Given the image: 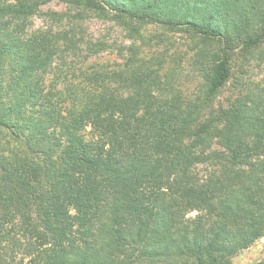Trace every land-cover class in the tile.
I'll list each match as a JSON object with an SVG mask.
<instances>
[{
  "label": "trees",
  "instance_id": "1",
  "mask_svg": "<svg viewBox=\"0 0 264 264\" xmlns=\"http://www.w3.org/2000/svg\"><path fill=\"white\" fill-rule=\"evenodd\" d=\"M52 1L128 29L124 61L53 68L82 48L30 29ZM148 24L197 36L200 88L142 52ZM263 46L264 0H0V264H230L262 238L264 83L209 103Z\"/></svg>",
  "mask_w": 264,
  "mask_h": 264
},
{
  "label": "rangeland",
  "instance_id": "2",
  "mask_svg": "<svg viewBox=\"0 0 264 264\" xmlns=\"http://www.w3.org/2000/svg\"><path fill=\"white\" fill-rule=\"evenodd\" d=\"M75 8L60 1H52L41 6L40 11L32 17L30 29L38 27H53L55 29L68 30V35L79 38L81 50H67L58 55L53 68L65 65L66 72L77 70L80 67H87L92 63L103 65H116L124 61V54L134 38L120 24L108 18H99L89 15L85 18H76L70 20V16L75 13ZM58 12L63 16L59 19H53L49 13ZM143 35L146 45L142 46L143 53L153 51L165 54L167 60L175 58L177 66L183 72L182 76L191 92L200 88V77H195L199 73L198 68L193 64L196 52L199 50L200 41L191 32L184 30H169L155 24L145 25ZM104 42L105 48L100 52L90 56L87 43ZM136 42V41H135ZM137 43V42H136ZM211 47V46H210ZM195 56V57H194ZM197 59V57H196ZM234 67L233 77L209 103V108H215L218 104L226 101L228 97L233 96L236 87L239 86L237 79L249 80L255 83H264V46L254 54L243 55L236 53L232 58ZM236 68V69H235ZM195 71V72H194ZM244 82V81H242ZM124 87H119L124 90ZM124 92V91H123ZM127 92V91H126ZM213 146L217 147L216 144ZM210 170V165L199 163L193 168V172L198 177H204ZM264 258V236L257 240L251 247L232 258L230 264H257Z\"/></svg>",
  "mask_w": 264,
  "mask_h": 264
}]
</instances>
